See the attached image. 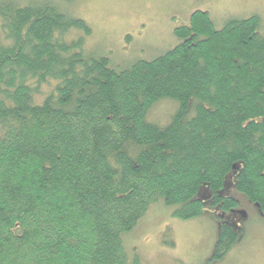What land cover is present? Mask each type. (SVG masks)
Instances as JSON below:
<instances>
[{
    "label": "trees",
    "instance_id": "16d2710c",
    "mask_svg": "<svg viewBox=\"0 0 264 264\" xmlns=\"http://www.w3.org/2000/svg\"><path fill=\"white\" fill-rule=\"evenodd\" d=\"M259 22L217 29L197 9L172 49L118 68L86 50L91 26L57 2L0 0V264H138L122 235L150 206L199 216L200 185L218 190L234 165L264 212ZM161 99L177 103L162 124L148 118ZM237 238L223 226L213 257Z\"/></svg>",
    "mask_w": 264,
    "mask_h": 264
},
{
    "label": "rangeland",
    "instance_id": "374dc122",
    "mask_svg": "<svg viewBox=\"0 0 264 264\" xmlns=\"http://www.w3.org/2000/svg\"><path fill=\"white\" fill-rule=\"evenodd\" d=\"M14 1L26 5L40 0ZM52 1L89 23L92 33L86 36V50L107 56L118 68L129 67L139 60H152L172 49L181 41L174 29L188 24L197 9L208 11L217 29L232 19L258 16L257 32L264 35V0ZM77 34L81 32L72 30L67 38ZM53 85H44L43 92L53 90ZM176 105L171 99H161L152 106L148 118L165 123ZM236 172L231 169L218 190L201 184L193 197L208 201L219 194L237 200L230 215L244 226V234L228 254L219 260L212 259L221 225L213 217L211 205H204L199 216L182 219L173 213L178 205L160 200L150 206L133 230L122 235L129 258L138 264H264V215L236 188Z\"/></svg>",
    "mask_w": 264,
    "mask_h": 264
},
{
    "label": "flooded vegetation",
    "instance_id": "af4514ba",
    "mask_svg": "<svg viewBox=\"0 0 264 264\" xmlns=\"http://www.w3.org/2000/svg\"><path fill=\"white\" fill-rule=\"evenodd\" d=\"M219 194H216L214 196H211L208 201H203L204 205H211L210 211H212L213 217L218 220V222L221 225V229L223 226H229L231 230H233L237 235L238 238L240 237L241 234H244V226L241 225V223L238 220H235L232 215H230L231 210L235 211V207L233 208H226L221 201L217 200V196ZM229 197V196H226ZM256 204V203H255ZM258 210L264 215V212L259 209L258 204H256ZM246 216V213L244 214ZM221 232V230H220ZM237 238V240H238ZM237 242V241H236ZM218 243V242H217ZM215 252V250H214ZM228 254V253H227ZM214 255V253H213ZM214 260H219L215 259L212 257Z\"/></svg>",
    "mask_w": 264,
    "mask_h": 264
},
{
    "label": "water",
    "instance_id": "95a60500",
    "mask_svg": "<svg viewBox=\"0 0 264 264\" xmlns=\"http://www.w3.org/2000/svg\"><path fill=\"white\" fill-rule=\"evenodd\" d=\"M234 169H237L238 167L236 165L233 166ZM245 214V213H244Z\"/></svg>",
    "mask_w": 264,
    "mask_h": 264
}]
</instances>
